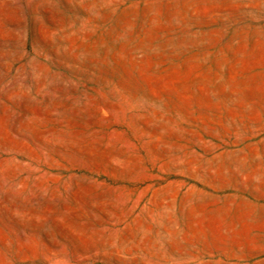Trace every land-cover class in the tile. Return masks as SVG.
<instances>
[{
  "label": "rangeland",
  "instance_id": "374dc122",
  "mask_svg": "<svg viewBox=\"0 0 264 264\" xmlns=\"http://www.w3.org/2000/svg\"><path fill=\"white\" fill-rule=\"evenodd\" d=\"M0 264H264V0H0Z\"/></svg>",
  "mask_w": 264,
  "mask_h": 264
}]
</instances>
